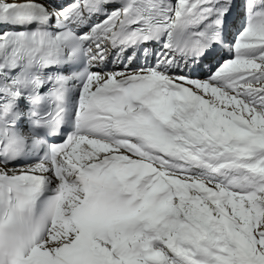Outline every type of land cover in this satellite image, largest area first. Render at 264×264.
Returning a JSON list of instances; mask_svg holds the SVG:
<instances>
[{
    "label": "snow or ice",
    "instance_id": "6c2138e0",
    "mask_svg": "<svg viewBox=\"0 0 264 264\" xmlns=\"http://www.w3.org/2000/svg\"><path fill=\"white\" fill-rule=\"evenodd\" d=\"M0 264H264V0H0Z\"/></svg>",
    "mask_w": 264,
    "mask_h": 264
}]
</instances>
